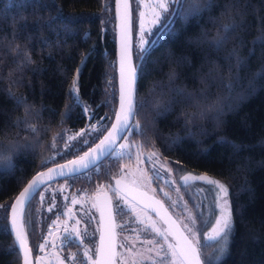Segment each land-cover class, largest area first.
Masks as SVG:
<instances>
[{"label":"trees","instance_id":"1","mask_svg":"<svg viewBox=\"0 0 264 264\" xmlns=\"http://www.w3.org/2000/svg\"><path fill=\"white\" fill-rule=\"evenodd\" d=\"M234 2L214 0L219 7L203 13L186 28L178 20L179 34L169 35L152 50L146 65L147 74L139 82L140 95L150 99L149 90L153 83L162 81L165 104L170 100L175 103L166 116L157 117L154 122L153 113L146 109L139 119L147 133L144 137L133 136L132 141L143 144V150L147 152L154 145L161 154V162H174L185 172L206 173L229 184L231 200L234 206H243V212L236 216L231 255L220 264H264V81H257V94L242 103L237 112L226 113L223 117L225 123L219 128L214 121L199 119L185 127V117L181 114L199 112L201 105L206 108L228 96L222 82L227 80L233 63L228 59L229 54L243 42L239 51L241 56H247L254 38L259 35L254 9L259 16H264V0H247V8H244L245 0H239V8L231 9V13L238 10L247 13L243 28L234 32L220 51L210 46L221 27L232 22L233 15H222V12L225 4ZM58 8L62 9V19L72 22L70 31H65L58 23H51L50 18L56 15ZM236 23H240L239 17H236ZM134 28L133 22V34ZM201 33L207 35L201 37ZM135 51L134 47V58ZM169 54L187 59L177 67L168 62ZM29 58L31 63L26 62ZM115 58L113 0H0V140L20 144L26 142L25 138L31 140L32 133L24 121L34 123L41 130L39 146L34 151L23 150L13 157L14 171L9 172L0 164V205H7V213L0 209V226L8 227L10 202L29 177L44 168L40 165L41 160L55 156L57 149H64L62 142L57 148L50 147L56 133L80 129L106 114L112 120L117 101ZM153 61H159V64ZM78 66L81 69L78 80L81 105L73 106L69 119L62 113L71 103L69 90ZM262 67L264 59H261V48L256 45L255 55L248 61L247 68L239 72L241 86L234 89L231 99L226 102L233 103L244 93L249 80ZM173 68L178 76L169 85L168 75ZM232 72L236 74L234 68ZM170 88L182 89L184 95L178 96ZM9 91L25 97V105L17 106ZM109 93H112L110 99ZM85 106H90L91 116L83 111ZM26 108L29 111L26 112ZM109 124L107 120L105 127ZM177 135L182 142L170 147L169 140ZM221 137L241 143L243 148L234 153ZM87 148L85 146L83 151ZM71 157L74 155L55 156L47 166ZM108 162L99 175L92 173L91 183L100 175H112L118 161L112 158ZM75 185L81 187L82 181L76 180ZM242 188L251 191L241 194ZM35 197L31 209L26 207L24 213V221L30 218L32 227L36 225L33 213L38 203L33 206ZM249 230L260 238L259 242L253 243L249 239L246 235ZM34 234L35 231L28 229L31 244ZM12 243V235L0 227V264H21L20 254H5L3 251ZM244 247L247 251L241 258L240 251Z\"/></svg>","mask_w":264,"mask_h":264},{"label":"snow or ice","instance_id":"2","mask_svg":"<svg viewBox=\"0 0 264 264\" xmlns=\"http://www.w3.org/2000/svg\"><path fill=\"white\" fill-rule=\"evenodd\" d=\"M117 3V14L121 15L120 9L123 7V15L121 16L122 24L120 25V41H121V54H120V89H119V107L115 111L114 122L106 114L101 117L95 125L89 124L86 128L81 129L79 132L69 135L70 130H63V134L58 132L53 137V143L50 145L51 148H57L58 143L64 144V149H57L55 156L65 158L67 155H74L75 158L67 160L66 163L57 164L54 168H48L47 172H38L29 181L27 187L20 192L19 197L11 205L12 209V220L11 228L9 229L6 225L0 226L4 231H8L10 234L14 233V241L8 248L3 249L5 254H23V264H33L31 259L32 250L28 245V238L25 231V223L29 226L32 220L29 218L24 221L25 208L31 209L32 200L34 193H36L41 186L45 185L49 181H53L57 178H64L66 181L65 186L72 179L87 176L91 179V174L94 172L97 175L100 174L101 169L105 168V161H111L112 158L116 159H132V149H136V158L138 162H143L141 157L143 156L144 145L140 142H133V136L144 137L147 133L145 125L141 122L139 117H142L146 109H150L153 113L152 121L154 122L157 117L166 116L173 108L174 101H168L167 104L164 102L163 88L165 85L162 81L153 83L152 88L149 90V98H145L140 95L139 82L145 77L146 65L151 56L152 50L159 46V43L168 37L169 35L175 36L179 34L176 24L179 20L182 27H187L192 20H198L203 13L212 9L213 7H219L218 4L214 3V0H149V4L146 5L149 8L150 15L145 21V13L140 12V30L139 40L136 44L135 60L133 63V52L129 42L128 36V18H129V0H116ZM248 7L247 0H245L244 8ZM239 8V0H235L234 3H228L224 5V14L233 15L231 23L224 24L218 31L215 39L211 41L210 46L215 51H220L226 46L232 34L244 26V19L247 15L244 11H236L234 14L231 13V9ZM254 14L258 17V28L259 35L254 38L253 47L249 49L247 56H241L239 48L243 47V42L237 47L233 48L229 54L228 59L233 61L229 68L227 80L222 82V87L227 91V97H221L217 101L210 103L206 108L201 105L199 112H182L181 114L185 117V127L195 123L196 120H211L214 121L216 126L219 128L224 123L223 117L226 113H235L238 111L242 103L246 102L253 95L257 94V81H264V67L259 70L251 80H249L247 89L244 93L239 95L233 103H227L226 101L231 99V94L237 86H241L242 81L239 76V72L243 71L248 66V61L251 59L256 52V45L261 48V59H264V16H259L257 10L254 9ZM62 9H57L56 15L51 17V23H58L63 27L65 31H70L71 21L62 19ZM236 17L240 18V23H236ZM103 23V20L101 21ZM26 23V21H25ZM49 23V27H51ZM206 33H201V37L206 36ZM197 43L200 41L197 40ZM18 50V46H17ZM187 59L186 57L174 58L171 54L168 56V62L174 64L177 67L181 61ZM31 63L30 58L26 61ZM84 60H81V64ZM154 64H159V61H153ZM235 69L236 74L233 75L232 69ZM81 73V69L78 66L76 69V77L73 79L71 88L69 90V98L71 103L65 106V111L62 116L65 118H71V112L73 106H80L81 100L79 95L78 80ZM178 73L175 68L171 69L168 75V84L171 85L177 79ZM109 86L111 82L109 81ZM170 91L174 92L178 96H183L184 92L182 89L170 88ZM9 96L15 100L17 106L25 105L26 98L22 96H16L9 91ZM112 93H109L108 99H110ZM107 102V101H106ZM99 107V105L97 106ZM29 111L26 108V112ZM85 113L91 114L90 106L83 108ZM108 120L111 124L110 128H106L100 121ZM19 122H17L18 124ZM28 131L32 133V139H26V142L20 144L18 142L9 141L4 142L0 140V164L9 172L14 171V165L12 163L13 157L20 151L23 150H35L39 146V138L41 130L34 124L24 121ZM106 132V134H104ZM206 135L207 133H203ZM65 135L67 139L65 140ZM191 135V133H189ZM102 136V138H100ZM99 139L98 143L95 141ZM120 141H124L120 143ZM221 141L232 147L234 153L239 152L243 145L234 140H229L226 137H221ZM182 142V138L178 135L169 140V146L178 145ZM94 146H91L93 145ZM87 146L88 150L83 151V148ZM207 151V150H205ZM79 152H83L82 155H76ZM55 156H50L47 160H41V167H46L47 164L55 160ZM160 152L153 149L147 154V162L153 165V172L157 179H165L166 184H174L176 181L172 180L171 177L178 175L182 169H173L169 166L167 161L161 162ZM178 163V162H177ZM264 163V162H262ZM159 168H156V165ZM161 170L168 173V178L162 176ZM121 173H124V168L120 169ZM125 175H127L125 173ZM201 181L211 186L210 191L215 192V197L211 204L207 207V213L202 211L204 209L203 203L196 204L192 209H189L187 202L181 204L180 200L172 199L168 192H163L164 197L171 201V207H181L186 213L183 221L180 222L178 229V236L173 231V227L176 225V221H173L171 216L164 219V223L168 224L167 229H162L157 226L156 222L151 225H145L139 231H151L156 236L160 237L163 241L147 240L144 241L146 244L152 245L147 248L148 253H154V255L145 256L142 252L134 251L136 248L135 243L129 247L126 244H121V248H126L129 257L123 256L121 253L116 252V243L114 239V233L110 230L107 238L104 234L101 235L100 245L94 250L85 248L84 259L79 260V264H143V261L147 260L150 264H220L225 258L231 255V245L235 241L236 235V216L242 215L243 206L236 207L231 200L230 185L213 178L207 174L196 175L194 173H184L179 175V183L182 184L186 189L192 188L194 185L192 182ZM151 183V179L146 176H142L138 180H134V184ZM121 179L116 180V184L119 185ZM62 186V189L63 190ZM111 187V186H109ZM113 192L116 189H111ZM163 191V189H161ZM198 191H206L204 188H199ZM250 192V188H242L243 192ZM177 194L180 189L176 188ZM41 195V204L44 203L45 197L43 193ZM123 200V203L129 207L131 211H135L134 207L129 201L123 197H118ZM78 201L72 200L75 204ZM163 208L164 205L161 201L155 202ZM58 207L56 204H52L49 207V211ZM0 209H3L7 213V205H0ZM115 211L119 215L124 214V208L119 203L111 205L109 202V211ZM153 211L159 215V212L153 208ZM167 214V209L164 210ZM210 213V214H209ZM65 215L71 218V210L69 209ZM59 218V217H58ZM214 218V223H213ZM76 225L80 224L79 220H76ZM140 224H144L143 220H139ZM211 225L209 231L204 232V228ZM120 227H123L122 225ZM135 231V229H134ZM203 234V243L200 239V234ZM89 235L85 229L81 231L75 225L71 229L64 228V235L61 238V244H76L77 241L82 245L84 238ZM246 235L253 243L260 241L259 237L253 236L251 231H246ZM169 236L173 237V240H169ZM127 239V238H126ZM139 240V235L136 236ZM208 242H215V248L211 254H206L205 250L212 245ZM45 244H41L40 248L43 251ZM55 246V245H54ZM166 246V247H165ZM247 248L244 247L240 251V257L243 258L246 254ZM79 253H72L64 259H58V264H65V260L71 261L72 264H77ZM119 258V261H118Z\"/></svg>","mask_w":264,"mask_h":264},{"label":"rangeland","instance_id":"3","mask_svg":"<svg viewBox=\"0 0 264 264\" xmlns=\"http://www.w3.org/2000/svg\"><path fill=\"white\" fill-rule=\"evenodd\" d=\"M132 4V10H133V22H134V47L136 48V44L139 40V30H140V12L145 13V21H147L150 12L149 8L146 6L149 4V0H131ZM88 116H91L88 113ZM104 117V116H102ZM101 117L96 118L92 122L86 123V125L80 129L70 131L68 134L72 135L77 132H79L81 129L86 128L89 124L95 125L98 120H100ZM102 124L106 125L107 120L100 121ZM67 139V137H66ZM124 141H120V143H123ZM63 150V149H61ZM143 156L141 157V160L143 162H138L136 158V149H132V159L129 160L127 157L124 159H117L118 164L116 165L112 172V174H118L121 173L120 169L124 168V171H128L133 174H141L143 171L146 170V174L148 175V178L151 179V185L153 194L160 196L162 200L167 204V206L170 208L171 211H173L174 215L178 218V220L181 222L184 220L186 213L183 211L181 207H171V201L168 200L166 197H164L163 192H168L169 195L172 197V199H178L182 198L180 200L181 204L187 202V206L189 209H192L194 205L203 203L205 206L204 209H201L202 211H205L207 213V207L211 204L212 200L215 197V192L210 191L211 186L207 185L203 182H194L192 188H185L182 186V184L179 183V175H182L185 173V171H181L178 175H174L171 177L172 180L176 181L174 184H166L165 179H157L153 172V165L151 163L147 162V150H143ZM168 162V161H167ZM169 166L175 169H180L177 166H175L174 162H168ZM145 167V168H144ZM156 168H159V165H156ZM107 170V169H106ZM162 176L165 178H168V173L163 172L161 170ZM106 176V175H103ZM132 176V175H131ZM108 177V176H106ZM218 180H221L225 182L222 179L215 178ZM78 181V180H77ZM76 183V181H75ZM226 183V182H225ZM66 181L65 180H58L56 182L50 183L42 187L38 193L36 194L35 201H38L37 207L34 209V218L36 221V225L32 223L29 226L27 223H25V231L26 235L28 237V229L30 231H35L34 239L36 240L35 244H38V250L35 255V264H58V259H64L65 257L69 256L72 253H78L77 248L69 247L70 244L62 245L61 244V238L64 235V228L67 225L69 229L72 228L73 225H75L72 215L71 218L68 215H65V213L68 212V209H74L78 215L83 218L86 216V222L82 223L83 229H87L88 233H91L95 230V227L92 225V216H96L94 204H93V193L96 191H100L102 187L105 185L103 181H96L92 184V187L89 189H81V187H77V185L73 184L72 187H70V183L68 182L67 186H65ZM63 187V190L62 189ZM109 191L112 192L114 205L117 203L120 204L122 208H124V214L119 215L120 221L117 223V227L120 231V242L118 243L117 247V253L123 254L125 257H129V253L126 248H121L120 245L126 244L129 247H131V244L134 242L136 245V248L134 251L142 252L145 256L154 255V253H148L146 251L147 248L152 247L150 244L144 243V241L147 240H156L163 243L162 239L155 235V233H152L149 231H139L141 228H144L145 225H151L153 222H156L157 226L161 227L162 229H165L164 225L161 223V221L158 220L153 214L150 212L144 210L143 208L139 207L137 204L126 198L123 194H120L118 191L113 192L111 189L112 187H109ZM176 188L180 189L179 194L176 192ZM199 188H204L206 191L200 192L198 191ZM100 189V190H99ZM163 189V191H161ZM41 193H43L45 197V201L43 204H41ZM62 196V201H64V206L62 209V213H59V208L56 207L52 211H49V207L52 204H56L55 197ZM118 197H123L129 201V203L134 207L135 211H131L127 205L123 203V200L118 199ZM64 199V200H63ZM76 199L78 202L73 204L72 200ZM34 201V203H35ZM66 203V204H65ZM69 206V207H68ZM56 214V215H54ZM210 214V213H209ZM59 217V218H58ZM139 220H143L144 224H140ZM214 223V218H213ZM123 227H120V226ZM34 228V230H33ZM211 228V225L209 224L208 227L204 228V232L209 231ZM135 229V231H134ZM139 235L140 239L137 240L136 236ZM29 238V237H28ZM127 238V239H126ZM92 236H87L86 242L84 241V246H82L81 251L79 253L77 264H79V260L84 259V249L89 248L94 250L95 249V242L93 241ZM200 239L203 241V234H200ZM169 240H172L171 236H169ZM211 244V242H208ZM214 245L209 247L205 250L206 254H211L215 248V242H212ZM41 244H45V248L42 251L40 248ZM55 245V246H54ZM69 245V246H68ZM166 247V246H165ZM119 261V258H118ZM65 264H72L71 261L65 260ZM143 264H150L149 261L145 260L143 261Z\"/></svg>","mask_w":264,"mask_h":264},{"label":"flooded vegetation","instance_id":"4","mask_svg":"<svg viewBox=\"0 0 264 264\" xmlns=\"http://www.w3.org/2000/svg\"><path fill=\"white\" fill-rule=\"evenodd\" d=\"M104 163L105 164H109V162L107 160ZM102 169H101V171H102ZM108 171H109V168L107 169V173H108ZM142 171L143 172L141 174H139V175H137V174L135 175V174L130 173L128 171H124V173H118V174H115V175L112 174L111 176H108V177L100 175V177H97V178L94 179V181H99L100 180V181H103L105 183V185L102 187V189L101 190L99 189L100 191H96L92 195L93 196V204H94L96 216H92L91 220H92V225L95 227V230L92 232V234L89 233V236H92V239L95 242V248L98 247L99 234H100V229H101V222H102V220L104 218V212L108 208L109 202H111V205L114 206L113 195H112V192L109 191L108 185H110L112 188L116 189V191H118L120 194H123L126 198H128L129 200H131L132 202H134L135 204H137L139 207L143 208L144 210L150 212L151 214H153L151 211L145 209L140 204H138L133 199H131L130 195L135 193V194L142 195V196H150V197L154 196V197H157V198L162 200V198L160 196H157V195L153 194L152 188H151L153 186L151 185V183H147V182H145L143 184H134L133 183L134 180H138L139 178H141L142 176H144L146 174V170H142ZM125 173L127 175H125ZM146 176L148 177L147 174H146ZM78 179H80L82 181L81 189L82 188L83 189H89L90 187H92L93 183L90 182V180L92 179V174H91V179H89L87 176H83V177H80V178H77V179L70 180L69 181L70 187H72L73 184H75V181L78 180ZM117 179H121V183L119 185L116 184V180ZM61 180H65V179H61ZM192 183H194V182H192ZM55 199H56V205L60 209L59 213H62L63 212L62 209H63V206H64V201H62V196L59 195L58 197H55ZM162 201L164 202V200H162ZM35 203H38V201L36 200ZM35 203H34L33 206H35ZM164 204L167 206V204L165 202H164ZM168 209L170 210L169 207H168ZM70 210H71V215H72V219H73L74 223L76 222V220L80 221V224L76 225V223H75V226L78 229H80L81 231H84L86 228L83 229L81 224L83 222L84 223L86 222V216L81 218L74 209H70ZM171 213L173 214L174 212L171 211ZM54 215H56V214H54ZM155 217L158 218L157 216H155ZM112 218H113V223H114V232L113 233H114V239H115V243H116V252H117L118 243L120 242V236H119L120 231H119V229L117 227V223H118V221H120V217L118 216V214L114 210L112 211ZM158 220L161 221L159 218H158ZM161 223L164 225V223L162 221H161ZM164 227H165V225H164ZM165 229H167V228L165 227ZM86 238L87 237L84 238L85 242L87 241ZM171 238L173 240L172 236H171ZM35 243H36V240H33L32 244L29 243L30 246H31V249H32L33 256H34V264H35V255H36V252L38 250V244H35ZM84 245H85L84 243L81 245L79 243V241H77L76 244H70V246L69 245L68 246L71 247V248L72 247L77 248L78 253H80V251L82 249L81 247L84 246Z\"/></svg>","mask_w":264,"mask_h":264},{"label":"water","instance_id":"5","mask_svg":"<svg viewBox=\"0 0 264 264\" xmlns=\"http://www.w3.org/2000/svg\"><path fill=\"white\" fill-rule=\"evenodd\" d=\"M120 13L121 15L118 16L117 14V3H116V0H113V14H114V28H115V63H116V73H117V77H116V81H117V101H116V106H115V111L118 109L119 107V89H120V54H121V41H120V31H121V28H120V25L122 24V19H121V16L123 15V7H121L120 9ZM129 18H128V36H129V42H130V45L132 47V52H133V49H134V34H133V14H132V4H131V0H129ZM133 63H136L135 61V58H134V53H133ZM75 78V77H74ZM115 113V112H114ZM115 120V116L113 114V117H112V122H114ZM111 124L108 125L107 128H110ZM106 134V132L104 133ZM102 138V136L100 137ZM99 142V139H97L95 141V143H98ZM91 146H94L91 145ZM88 148L85 150L87 151ZM82 153L78 154V155H82ZM74 157H71L69 159H66V160H62V161H59V162H55L53 164H50L44 168H41L39 169L38 171H36L34 174H32L29 179L25 182V184L22 186V188L16 193V195L13 197V199L11 200L10 202V205H9V209H8V216H7V222H8V228L10 229L11 228V220H12V209H11V205L16 201L17 197H19V194L20 192H22L24 190L25 187H27L29 181H31V179L38 173V172H47V169L48 168H54L56 167L57 164H63V163H66L67 160H71V159H74ZM185 173H194L196 175H205L206 173H197V172H193V171H187ZM184 174V173H183ZM182 174V175H183ZM61 179H64V178H57L53 181H49L47 182L45 185L49 184V183H53L55 181H58V180H61ZM196 182V181H195ZM197 182H201V181H197ZM43 185V186H45ZM41 186V188L43 187ZM40 188V189H41ZM39 189V190H40ZM38 190V191H39ZM37 191V192H38ZM34 193V196L37 194ZM130 198L133 199L135 202H137L138 204H140L142 207H144L145 209L151 211L155 216H157L163 223H164V219H167L168 216H171L172 220L173 221H176V225L173 227V231L176 232L177 236L179 234L178 232V229L180 227V222L178 221V219L171 213V211L168 209V207L164 204V202L157 198V197H150V196H142V195H138V194H131L130 195ZM159 200L163 203L164 207L163 208H160V206L158 204H156L155 202ZM155 208L158 212H159V215L156 214L155 211H153L152 209ZM165 209H167V214L165 213ZM162 217L164 219H162ZM165 227L168 228L169 225L168 224H165ZM112 231L114 232V223H113V218H112V211L110 213L109 211V206L108 208L105 210L104 212V218L101 222V229H100V234H99V241H98V247L100 245V238H101V235L104 234L105 237L107 238L108 236V233L109 231ZM12 235V238H13V241H14V233H11ZM28 238V237H27ZM28 245L29 247L31 248L30 244H29V240H28ZM32 250V249H31ZM20 259H21V264H23V254L21 253L20 254ZM31 259L33 261V264H34V256H33V253L31 255Z\"/></svg>","mask_w":264,"mask_h":264}]
</instances>
